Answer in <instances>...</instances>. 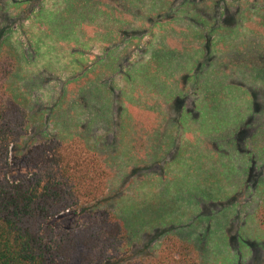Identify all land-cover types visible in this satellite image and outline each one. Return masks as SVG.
<instances>
[{"label":"rangeland","instance_id":"obj_1","mask_svg":"<svg viewBox=\"0 0 264 264\" xmlns=\"http://www.w3.org/2000/svg\"><path fill=\"white\" fill-rule=\"evenodd\" d=\"M0 56L22 148L107 157L91 212L125 221L135 257L171 235L203 264H264V0H0Z\"/></svg>","mask_w":264,"mask_h":264},{"label":"trees","instance_id":"obj_2","mask_svg":"<svg viewBox=\"0 0 264 264\" xmlns=\"http://www.w3.org/2000/svg\"><path fill=\"white\" fill-rule=\"evenodd\" d=\"M4 60L0 56V264H203L192 244L171 235L137 258L125 221L108 210L91 212L108 196L111 164L83 139L22 148L30 114L22 90L9 91L14 63ZM257 218L264 231V202Z\"/></svg>","mask_w":264,"mask_h":264}]
</instances>
